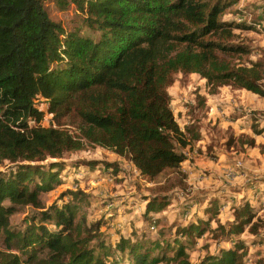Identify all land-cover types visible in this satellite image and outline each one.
Returning <instances> with one entry per match:
<instances>
[{
	"label": "trees",
	"instance_id": "obj_1",
	"mask_svg": "<svg viewBox=\"0 0 264 264\" xmlns=\"http://www.w3.org/2000/svg\"><path fill=\"white\" fill-rule=\"evenodd\" d=\"M87 6L84 21L101 33L98 41L64 37L41 0H0V165L15 166L0 173V264H105L83 246L86 240L66 234L73 230L72 213L41 211L39 195L55 175L44 174L47 181L30 188L43 173L29 163L97 146L153 179L178 169L182 150L198 139H188L174 120L167 89L176 75L197 74L210 91L227 86L264 97L263 66L226 58L246 52L227 44L233 30L246 26L222 19L223 0H88ZM58 63L63 67L51 68ZM39 100L48 102L56 128L41 126ZM67 117L75 135L58 128ZM28 206L40 211L38 221L14 232L10 217ZM244 209L240 215L251 220ZM137 249L124 239L116 246L128 251L131 264L156 262ZM42 253L46 260L38 258ZM240 260L228 251L211 264Z\"/></svg>",
	"mask_w": 264,
	"mask_h": 264
},
{
	"label": "rangeland",
	"instance_id": "obj_2",
	"mask_svg": "<svg viewBox=\"0 0 264 264\" xmlns=\"http://www.w3.org/2000/svg\"><path fill=\"white\" fill-rule=\"evenodd\" d=\"M223 1L228 7L222 19L246 26L233 30L227 41L246 52L227 60L258 62L264 71V0ZM41 2L64 37L99 40L101 33L84 21L88 0ZM59 67L63 63L51 66ZM259 85L264 88V78ZM167 92L179 129L188 139L198 138L182 150L184 161L178 169L149 179L127 159L97 146L47 157L29 163L43 173L33 177L30 188L39 185L40 178L47 181L44 174L55 175L39 195L41 211L72 213L73 230L66 234L86 240L83 246L105 264L132 263L128 251L116 250L121 239L137 245L135 253L146 254L153 264H211L228 251H235L242 264H264V97L227 86L210 91L197 74L176 75ZM37 107L44 113L41 126L56 128L48 102L39 100ZM70 120L63 118L58 128L75 135ZM11 170L15 166L8 162L0 165V173ZM245 206L251 220L240 215ZM39 212L30 206L18 208L10 217L11 229L23 232L38 221ZM43 226L57 231L53 224ZM12 253L24 258L23 253ZM38 258L46 260L45 253Z\"/></svg>",
	"mask_w": 264,
	"mask_h": 264
},
{
	"label": "crops",
	"instance_id": "obj_3",
	"mask_svg": "<svg viewBox=\"0 0 264 264\" xmlns=\"http://www.w3.org/2000/svg\"><path fill=\"white\" fill-rule=\"evenodd\" d=\"M261 130H262V133H263V136H264V129H262L261 128ZM259 137V135L258 136H255V138L257 139ZM264 138V137H263Z\"/></svg>",
	"mask_w": 264,
	"mask_h": 264
}]
</instances>
